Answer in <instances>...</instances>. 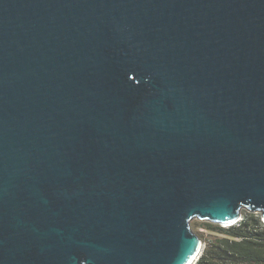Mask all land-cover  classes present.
Here are the masks:
<instances>
[{
  "label": "water",
  "instance_id": "water-1",
  "mask_svg": "<svg viewBox=\"0 0 264 264\" xmlns=\"http://www.w3.org/2000/svg\"><path fill=\"white\" fill-rule=\"evenodd\" d=\"M243 212L264 0H0V264H194Z\"/></svg>",
  "mask_w": 264,
  "mask_h": 264
},
{
  "label": "trees",
  "instance_id": "trees-1",
  "mask_svg": "<svg viewBox=\"0 0 264 264\" xmlns=\"http://www.w3.org/2000/svg\"><path fill=\"white\" fill-rule=\"evenodd\" d=\"M192 229L203 244L194 264H264V225L257 214L243 212L242 220L229 228L193 222Z\"/></svg>",
  "mask_w": 264,
  "mask_h": 264
},
{
  "label": "built area",
  "instance_id": "built-area-1",
  "mask_svg": "<svg viewBox=\"0 0 264 264\" xmlns=\"http://www.w3.org/2000/svg\"><path fill=\"white\" fill-rule=\"evenodd\" d=\"M241 220H242V216H241V218H239V219H238L236 222H234L233 224L223 226L222 228H229V227H231V226L237 225ZM260 221H261V223L264 225V220L260 218ZM202 248H203V245H201L200 252H199V254H198V256L196 257L195 260H197L198 257L200 256ZM195 262H196V261H195Z\"/></svg>",
  "mask_w": 264,
  "mask_h": 264
},
{
  "label": "rangeland",
  "instance_id": "rangeland-1",
  "mask_svg": "<svg viewBox=\"0 0 264 264\" xmlns=\"http://www.w3.org/2000/svg\"><path fill=\"white\" fill-rule=\"evenodd\" d=\"M195 223L199 224V225H202V224H205V225H211V226H217V227H220L218 225H214V224H210V223H205V222H199V221H194ZM199 232H202L204 234V237H209V233L204 231V230H201V229H198ZM194 231V230H193ZM195 232V231H194ZM203 245V244H202ZM202 251V250H201Z\"/></svg>",
  "mask_w": 264,
  "mask_h": 264
}]
</instances>
